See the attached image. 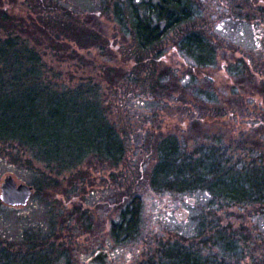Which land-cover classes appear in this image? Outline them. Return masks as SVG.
I'll return each mask as SVG.
<instances>
[{"label": "rangeland", "instance_id": "374dc122", "mask_svg": "<svg viewBox=\"0 0 264 264\" xmlns=\"http://www.w3.org/2000/svg\"><path fill=\"white\" fill-rule=\"evenodd\" d=\"M148 1L0 0V41L8 37L15 40L17 35L26 38L30 48L38 49L44 63L43 84L57 90L46 92L45 97L58 96L61 105L69 107L78 96V109L90 99L96 111L105 110V117L118 128L127 150L120 168L112 169L109 162L90 157L76 170V176L69 177L51 172L46 163L18 144L0 141V184L12 175L18 183L39 188L25 207L0 204V228H9L17 237L23 224L46 222L50 204H69L70 179L74 182L77 178L75 184L86 181L85 193L94 191L97 196L89 195L86 200L92 226L82 241L76 239L71 244L73 263L86 264L95 251L104 249L110 252L113 264H138L149 255L142 254L144 251L132 254L131 249L114 242L110 224L117 219L118 210L110 209L100 194V188L115 187L112 178L132 170L139 176L136 182L145 180V184H137V193L144 201L142 238L150 236L156 242L170 237L175 233L169 229L175 225L192 235L203 215L206 222L222 219V227L231 224L258 241L260 246L251 239L255 248L251 258L259 261L264 250L260 232L264 231L263 204L215 211L208 206L211 197L207 194H158L150 190L146 179L160 135L175 136L189 153L198 145L229 147L237 168H254L233 172L229 178L235 179L237 189L247 180L264 186V26L255 25L264 18L255 15L252 19L253 6L245 5V0H189L192 20L142 50L130 16L133 4L144 15L141 4ZM157 1L153 0L155 4ZM237 6H244L243 13ZM63 7L72 13L65 16ZM238 14L243 17L237 19ZM72 28L76 33L88 28L89 32L83 33L98 41L82 46L83 42L80 45L69 34ZM187 31L203 32L207 37L215 50L210 65L199 67L194 58L182 52L180 42ZM27 85L36 89L37 83L30 81ZM81 85L97 86L98 99L74 92L64 95ZM17 90L10 87L8 95L14 97ZM241 144L243 147L237 148ZM227 179L223 178L219 186L224 181L228 184ZM76 204H81L79 198ZM158 226L161 232L155 228Z\"/></svg>", "mask_w": 264, "mask_h": 264}, {"label": "trees", "instance_id": "16d2710c", "mask_svg": "<svg viewBox=\"0 0 264 264\" xmlns=\"http://www.w3.org/2000/svg\"><path fill=\"white\" fill-rule=\"evenodd\" d=\"M188 1L158 0L155 4L149 0L141 4L145 8L144 15L133 4L130 17L138 47L148 50L170 31L190 22L193 11ZM63 10L64 15L72 13L64 7ZM42 30L49 31L48 28ZM70 31L71 37L80 45L83 42L82 46L98 41V38L84 34L89 32L88 28L81 33H76V28ZM28 44L26 38L17 35L15 40L8 37L0 41V141L18 144L17 147L32 152L40 162L46 163L51 172L63 176H76L79 173L76 170L81 169L90 157L107 161L112 169H116L127 152L118 128L105 117V110H95L90 99H87L84 108L78 109V96L69 107L61 105L58 96L45 97L46 92L56 93L57 90L53 85L43 84V57L38 49L30 48ZM180 49L194 58L199 67L210 65L215 54L213 46L198 31H187L180 42ZM30 81L37 83L36 89L27 85ZM10 87L18 88L14 97L8 95ZM96 87L81 85L64 95L74 92L98 99ZM96 103L102 107L101 102ZM154 146V164L146 179L151 191L158 194H207L211 197L208 206L215 211L217 208L264 205L263 185H252L247 180L237 189L235 179L229 178L235 171L253 168L248 165L242 170L237 168L229 147L222 148L221 144L215 147L198 145L189 153L175 136L163 138L160 135ZM242 147L243 144L237 148ZM136 176L132 170L123 172L120 181V178H112L115 187L100 188V194L110 209L118 210L117 219L110 224L114 242L131 249L132 254L144 251L142 254L149 255L138 264H264V250L259 261L254 262L251 258L252 249L255 251L251 239L253 244L259 242L249 238V234L234 229L231 224L222 227V219L206 222V217L201 215L192 235L175 225L169 229V232L175 233L170 237L156 242L150 236L142 238L144 201L137 193V184H145V180L139 178L140 182H136ZM46 177L42 178L45 180ZM223 178H228L229 183L224 181L219 186ZM73 179L75 181L70 179L67 190V195H72L69 204L63 207L50 204L46 222L23 224L17 237L11 235L9 228H0V264H74L71 244L76 239L82 241V236L90 230L92 221L86 200L97 195L94 191L85 193L86 181L77 185V178ZM34 189L36 195L39 188ZM78 198L81 201L79 205L76 204ZM83 206L86 208L82 209ZM210 216L214 217V214ZM155 228L160 232L163 230L159 226ZM77 232L80 235H75ZM260 232L264 240V231Z\"/></svg>", "mask_w": 264, "mask_h": 264}, {"label": "water", "instance_id": "95a60500", "mask_svg": "<svg viewBox=\"0 0 264 264\" xmlns=\"http://www.w3.org/2000/svg\"><path fill=\"white\" fill-rule=\"evenodd\" d=\"M33 195V186L18 183L12 175L6 176L0 185V200L7 206L24 207ZM86 264H112L109 252L98 250Z\"/></svg>", "mask_w": 264, "mask_h": 264}, {"label": "flooded vegetation", "instance_id": "af4514ba", "mask_svg": "<svg viewBox=\"0 0 264 264\" xmlns=\"http://www.w3.org/2000/svg\"><path fill=\"white\" fill-rule=\"evenodd\" d=\"M258 1V5L256 4V2H255V0H245L244 1V4L246 5V4H248V3H251L252 4V6H253V10L251 11V13H254L253 14V16H251L252 17V19H253V17L255 16V15H257V19H260V17H262V18H264V0H257ZM238 7V10L240 11L241 10V12L243 13V11H244V6H243V8L241 9V7L240 6H237ZM262 12V13H261ZM241 17H243V16H240V14H238V15H236V18L237 19H240ZM244 17H246V15H244ZM247 19L249 18V16L248 17H246ZM253 22V21H252ZM255 25H263L264 26V22H260V21H257V23H255ZM203 32H201V34H202ZM263 33V32H262ZM203 35V37L205 38V41L206 42H209V40L207 39V37L206 36H204V34H202ZM207 44V43H206Z\"/></svg>", "mask_w": 264, "mask_h": 264}]
</instances>
